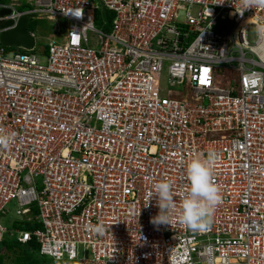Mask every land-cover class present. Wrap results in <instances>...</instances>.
Returning a JSON list of instances; mask_svg holds the SVG:
<instances>
[{
  "label": "built area",
  "instance_id": "1",
  "mask_svg": "<svg viewBox=\"0 0 264 264\" xmlns=\"http://www.w3.org/2000/svg\"><path fill=\"white\" fill-rule=\"evenodd\" d=\"M219 2L0 0V32L23 15L54 23L42 47L29 29L32 48L0 39V131L14 134L0 242L33 238L52 264H264V45L247 39L264 10ZM164 67L184 89L161 93ZM209 150L222 202L207 230L178 212L152 223V184L170 181L178 204L187 161Z\"/></svg>",
  "mask_w": 264,
  "mask_h": 264
},
{
  "label": "clouds",
  "instance_id": "2",
  "mask_svg": "<svg viewBox=\"0 0 264 264\" xmlns=\"http://www.w3.org/2000/svg\"><path fill=\"white\" fill-rule=\"evenodd\" d=\"M220 0L218 4H223ZM234 14L243 16L248 10H264V0H231ZM255 33L258 43L264 45V21L255 25ZM14 142V134L0 131V148H8ZM218 157L209 150L207 154L196 153L185 166V190L181 193V199L177 204L173 192L172 183L161 180L152 184L147 194V205L153 198L156 200L158 213L151 218L154 224H166L171 226L172 213H179V221L186 229L192 232H203L211 223V217L215 208L222 202L219 187L214 182L213 166ZM91 230L103 234L102 224L91 225ZM64 261V260H62ZM60 264V263H59Z\"/></svg>",
  "mask_w": 264,
  "mask_h": 264
},
{
  "label": "trees",
  "instance_id": "3",
  "mask_svg": "<svg viewBox=\"0 0 264 264\" xmlns=\"http://www.w3.org/2000/svg\"><path fill=\"white\" fill-rule=\"evenodd\" d=\"M33 210L36 212L35 207ZM5 222L7 224L9 223L8 218H5ZM9 226H19L20 228L28 230L41 227L36 221L29 222L20 220L13 221ZM5 250L12 254L11 264H52L48 256H43L39 253V244L33 238L23 243L17 241L14 237L6 235L0 242V264L4 261L6 255Z\"/></svg>",
  "mask_w": 264,
  "mask_h": 264
},
{
  "label": "rangeland",
  "instance_id": "4",
  "mask_svg": "<svg viewBox=\"0 0 264 264\" xmlns=\"http://www.w3.org/2000/svg\"><path fill=\"white\" fill-rule=\"evenodd\" d=\"M19 2L21 3H24L25 0H18ZM196 9V8H195ZM194 9V10H195ZM28 29L29 30H33L37 36V39H36V46L37 47H42V46H45V42L42 40L41 37L45 36V35H48V34H52V32L50 31L51 28L53 27L54 23L53 22H49L47 20H35L33 18H29V21H28ZM256 38V33H255V30L253 28H249L248 31H247V39L249 41V43H253L254 40ZM9 51H13V50H17V47L15 46H8L7 47ZM160 85H161V93H166L168 89H171V90H175V89H184V85L182 84H177V85H174V86H171L167 80V74H166V71H165V67L162 71V75L160 77ZM187 90V88H186ZM190 95V90L188 89L183 95H181L182 97L184 98H187V96L189 97ZM5 258H4V261L2 264H11V258H12V254L8 251L5 250ZM48 258V257H47ZM50 260V258H49ZM52 262V260H50ZM60 264H76L75 261H60L59 262ZM58 263V264H59Z\"/></svg>",
  "mask_w": 264,
  "mask_h": 264
},
{
  "label": "water",
  "instance_id": "5",
  "mask_svg": "<svg viewBox=\"0 0 264 264\" xmlns=\"http://www.w3.org/2000/svg\"><path fill=\"white\" fill-rule=\"evenodd\" d=\"M1 12H5V10ZM28 17V15L21 16L13 28L0 32V39L4 45L23 48L33 47L34 37L28 32ZM10 23L11 21H6L0 26L4 27Z\"/></svg>",
  "mask_w": 264,
  "mask_h": 264
},
{
  "label": "crops",
  "instance_id": "6",
  "mask_svg": "<svg viewBox=\"0 0 264 264\" xmlns=\"http://www.w3.org/2000/svg\"><path fill=\"white\" fill-rule=\"evenodd\" d=\"M2 1H5V0H2Z\"/></svg>",
  "mask_w": 264,
  "mask_h": 264
}]
</instances>
